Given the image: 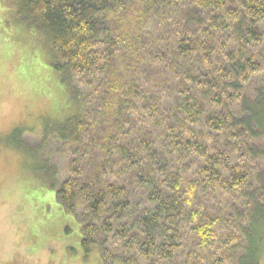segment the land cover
Returning <instances> with one entry per match:
<instances>
[{
    "label": "trees",
    "instance_id": "16d2710c",
    "mask_svg": "<svg viewBox=\"0 0 264 264\" xmlns=\"http://www.w3.org/2000/svg\"><path fill=\"white\" fill-rule=\"evenodd\" d=\"M9 2L16 25L45 43L69 103L62 120L42 123V142L92 167L86 194L73 178L54 191L71 211L86 205L81 251L115 231L124 255L98 248L111 264H261L264 0ZM167 9L182 22L164 19ZM156 16L158 28L129 37ZM13 134L23 149V131Z\"/></svg>",
    "mask_w": 264,
    "mask_h": 264
},
{
    "label": "rangeland",
    "instance_id": "374dc122",
    "mask_svg": "<svg viewBox=\"0 0 264 264\" xmlns=\"http://www.w3.org/2000/svg\"><path fill=\"white\" fill-rule=\"evenodd\" d=\"M9 5V0H0V264H111L103 261L98 248L121 258L125 246L115 231L109 236L97 234L91 253L85 255L80 240L81 227L88 220L83 211L86 205L75 202L71 211L55 199L58 185L71 178L81 181L80 192L86 194L92 167L87 158L70 165L68 158L73 155L51 137L42 142L41 137L48 135L43 124L67 116L69 103L47 66L45 43L16 25ZM130 9L138 22L142 11L132 3ZM151 9L147 12L152 13ZM159 12L170 22H182L183 15L175 10ZM187 13L194 14L191 9ZM159 22L156 16L147 25L132 28L129 37L139 38L146 27L158 28ZM261 30L264 33V26ZM143 41L146 47L152 46L148 38ZM79 93L86 95L80 87ZM17 129L23 131V149L13 136ZM44 159L55 170L54 176L38 169Z\"/></svg>",
    "mask_w": 264,
    "mask_h": 264
}]
</instances>
